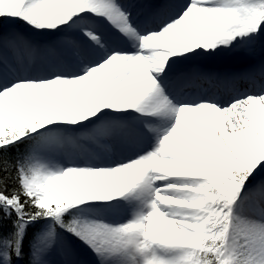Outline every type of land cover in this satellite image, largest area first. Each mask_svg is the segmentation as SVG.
Masks as SVG:
<instances>
[{
    "label": "snow or ice",
    "instance_id": "1",
    "mask_svg": "<svg viewBox=\"0 0 264 264\" xmlns=\"http://www.w3.org/2000/svg\"><path fill=\"white\" fill-rule=\"evenodd\" d=\"M258 51L264 0H0V264H264Z\"/></svg>",
    "mask_w": 264,
    "mask_h": 264
},
{
    "label": "bare ground",
    "instance_id": "2",
    "mask_svg": "<svg viewBox=\"0 0 264 264\" xmlns=\"http://www.w3.org/2000/svg\"><path fill=\"white\" fill-rule=\"evenodd\" d=\"M251 59V60H250ZM244 62H249L251 63V65H255V66H259L262 62H264V54L260 53L259 51L255 54V56L249 58V59H244V60H236L234 61L232 64H229L228 62L225 63V65H223L224 67H230L233 69H241V68H245L250 64H245ZM254 62V63H253ZM253 63V64H252ZM229 65V66H228ZM239 87L241 88V90H243L244 88L248 87V84L246 82H241Z\"/></svg>",
    "mask_w": 264,
    "mask_h": 264
},
{
    "label": "rangeland",
    "instance_id": "3",
    "mask_svg": "<svg viewBox=\"0 0 264 264\" xmlns=\"http://www.w3.org/2000/svg\"><path fill=\"white\" fill-rule=\"evenodd\" d=\"M8 28H9L10 31L11 30H15L13 25H9ZM229 64H231V62ZM77 257H76V259L80 261V264L83 263V262L90 264L88 261L93 259L91 257V255L87 254V253H81V254L77 255Z\"/></svg>",
    "mask_w": 264,
    "mask_h": 264
}]
</instances>
